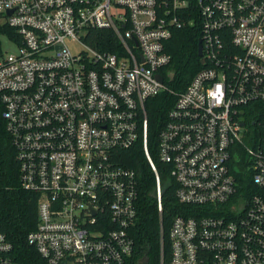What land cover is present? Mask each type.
<instances>
[{"label": "built area", "instance_id": "built-area-1", "mask_svg": "<svg viewBox=\"0 0 264 264\" xmlns=\"http://www.w3.org/2000/svg\"><path fill=\"white\" fill-rule=\"evenodd\" d=\"M195 21L203 66L175 90L166 42ZM0 23L15 31L0 53L2 117L20 185L37 194L26 240L46 264L132 254L137 174L122 151L135 146L154 173L159 264H264V0H0ZM163 91L174 100L156 154L185 205L167 251L148 114ZM0 264H20L2 231Z\"/></svg>", "mask_w": 264, "mask_h": 264}, {"label": "trees", "instance_id": "trees-1", "mask_svg": "<svg viewBox=\"0 0 264 264\" xmlns=\"http://www.w3.org/2000/svg\"><path fill=\"white\" fill-rule=\"evenodd\" d=\"M94 31L104 33L102 41L111 38L106 29ZM2 35L13 37L15 31L7 24L0 23V53ZM199 37L200 26L196 21L173 30L172 36L166 42V50L170 54L167 68L174 73L171 79L166 78L169 87L175 90L184 89L191 76L203 66L197 52ZM89 41H94V37ZM104 47L108 48V45ZM173 100L172 94L163 91L153 98L148 106L150 149L163 183L161 220L166 251L171 220L177 212H182L185 208L175 197V184L168 168L158 160L156 154L157 130L164 122ZM2 108L0 101V231L12 241L15 256L20 264H46L26 240L27 233L36 223L37 194L23 189L20 185L15 149L5 128ZM122 154L123 163L136 171L138 187V213L131 227L134 249L123 264H159L160 215L154 196L153 170L140 146L124 150Z\"/></svg>", "mask_w": 264, "mask_h": 264}, {"label": "rangeland", "instance_id": "rangeland-1", "mask_svg": "<svg viewBox=\"0 0 264 264\" xmlns=\"http://www.w3.org/2000/svg\"><path fill=\"white\" fill-rule=\"evenodd\" d=\"M2 48L4 50H13L15 48L14 43H12L11 41H9L5 35H2ZM80 46L78 45V43H72V49L76 50L79 49Z\"/></svg>", "mask_w": 264, "mask_h": 264}, {"label": "water", "instance_id": "water-1", "mask_svg": "<svg viewBox=\"0 0 264 264\" xmlns=\"http://www.w3.org/2000/svg\"><path fill=\"white\" fill-rule=\"evenodd\" d=\"M197 52H198V55H201V53H202V45H201V39L200 38L198 39ZM200 61L203 63L202 57H201ZM173 74H174L173 71H168L167 75H168L169 79H171L173 77ZM158 78H159V80H162L161 75H158Z\"/></svg>", "mask_w": 264, "mask_h": 264}]
</instances>
